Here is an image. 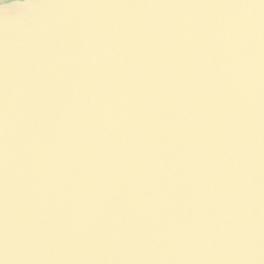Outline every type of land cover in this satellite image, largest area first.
Here are the masks:
<instances>
[{"label":"water","instance_id":"water-1","mask_svg":"<svg viewBox=\"0 0 264 264\" xmlns=\"http://www.w3.org/2000/svg\"><path fill=\"white\" fill-rule=\"evenodd\" d=\"M3 264H264V0L0 2Z\"/></svg>","mask_w":264,"mask_h":264},{"label":"flooded vegetation","instance_id":"flooded-vegetation-1","mask_svg":"<svg viewBox=\"0 0 264 264\" xmlns=\"http://www.w3.org/2000/svg\"><path fill=\"white\" fill-rule=\"evenodd\" d=\"M7 1V0H0V2Z\"/></svg>","mask_w":264,"mask_h":264},{"label":"clouds","instance_id":"clouds-1","mask_svg":"<svg viewBox=\"0 0 264 264\" xmlns=\"http://www.w3.org/2000/svg\"><path fill=\"white\" fill-rule=\"evenodd\" d=\"M0 264H3V261H0Z\"/></svg>","mask_w":264,"mask_h":264}]
</instances>
